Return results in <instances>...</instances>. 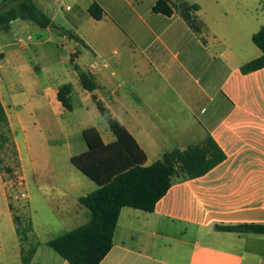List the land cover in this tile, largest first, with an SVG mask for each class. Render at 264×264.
<instances>
[{"label": "crops", "instance_id": "obj_1", "mask_svg": "<svg viewBox=\"0 0 264 264\" xmlns=\"http://www.w3.org/2000/svg\"><path fill=\"white\" fill-rule=\"evenodd\" d=\"M65 1L34 3L53 26L24 25L27 43L18 38V48L0 33V102L18 175L27 155L38 190L50 183L69 219L83 216L73 208L97 186L84 183L69 159L86 151L88 128L104 144L115 140L94 95L144 152L146 166L208 137L225 156L201 177L175 179L153 212L122 208L100 264H264V235L216 229L264 224V68L240 72L261 55L251 37L264 28V2L173 0L164 16L152 12L156 0ZM92 3L103 11L100 20L88 13ZM185 5L196 7L190 13L200 33L184 20ZM76 68L93 92L82 88ZM65 86L69 110L57 98Z\"/></svg>", "mask_w": 264, "mask_h": 264}, {"label": "trees", "instance_id": "obj_2", "mask_svg": "<svg viewBox=\"0 0 264 264\" xmlns=\"http://www.w3.org/2000/svg\"><path fill=\"white\" fill-rule=\"evenodd\" d=\"M172 1L156 0L152 12L171 16L174 10ZM195 9L194 6L185 5L181 7V13L190 28L195 33H200L202 24L190 13ZM88 13L94 20H100L103 15L101 7L96 3L89 6ZM16 20L30 22L40 29L47 28L51 23L47 14L34 4V0H2L0 30H7ZM66 34L82 44L78 38L70 33ZM251 40L261 55L242 65V74L264 68V28L253 34ZM76 70L82 88L93 92L95 86L92 80L79 69ZM68 93L69 88L66 86L61 87L57 93L58 101L66 110L70 109ZM93 100L115 140L104 144L96 129L88 128L82 132L86 151L69 159L70 164L92 181L97 189L77 200L88 214L87 222L46 243L67 264H100L112 248V239L122 208L151 213L175 179L201 177L225 158L208 137L202 144L165 151L158 160L146 166V155L131 135L94 95ZM8 143L13 148L7 117L0 102V151ZM216 229L235 234L264 235V224L216 226ZM33 254L34 249L27 252L21 250V264H29Z\"/></svg>", "mask_w": 264, "mask_h": 264}, {"label": "rangeland", "instance_id": "obj_3", "mask_svg": "<svg viewBox=\"0 0 264 264\" xmlns=\"http://www.w3.org/2000/svg\"><path fill=\"white\" fill-rule=\"evenodd\" d=\"M34 3L38 5L39 0ZM65 4L73 6L71 0H66ZM24 25L33 29L36 27L29 22L19 21L11 25L8 31L0 33L6 35L7 42L12 47L18 48L15 43L18 38L22 43H27L29 31ZM51 159L54 160L53 157ZM22 161L24 177L17 173L16 153L11 144L8 143L0 151V264H20L19 253L30 249L35 252L30 264H58L62 260L46 243L84 224L88 220V214L83 207L77 205L73 209L82 211L83 216L70 220L65 214L66 209L58 206L60 193L51 190L50 183L47 182H41L39 186L42 189L38 190L28 156L23 155ZM71 169L84 183L93 185L78 170ZM38 171L41 175L48 172L43 168L42 161L38 163ZM83 189L84 192L87 190L85 186Z\"/></svg>", "mask_w": 264, "mask_h": 264}, {"label": "water", "instance_id": "obj_4", "mask_svg": "<svg viewBox=\"0 0 264 264\" xmlns=\"http://www.w3.org/2000/svg\"><path fill=\"white\" fill-rule=\"evenodd\" d=\"M49 26L52 27V26H53V23L51 22V23L49 24Z\"/></svg>", "mask_w": 264, "mask_h": 264}, {"label": "built area", "instance_id": "obj_5", "mask_svg": "<svg viewBox=\"0 0 264 264\" xmlns=\"http://www.w3.org/2000/svg\"><path fill=\"white\" fill-rule=\"evenodd\" d=\"M0 82H1V76H0ZM22 197H25V196L22 194Z\"/></svg>", "mask_w": 264, "mask_h": 264}]
</instances>
